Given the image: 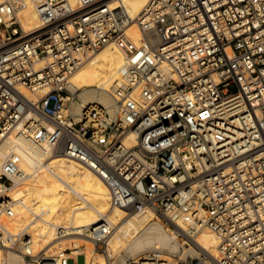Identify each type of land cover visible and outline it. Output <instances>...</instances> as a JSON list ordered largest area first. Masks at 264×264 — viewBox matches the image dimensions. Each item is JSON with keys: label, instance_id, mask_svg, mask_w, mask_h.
<instances>
[{"label": "built area", "instance_id": "1", "mask_svg": "<svg viewBox=\"0 0 264 264\" xmlns=\"http://www.w3.org/2000/svg\"><path fill=\"white\" fill-rule=\"evenodd\" d=\"M33 1L40 25L28 31L24 0L0 2V144L28 139L79 159L114 206L152 210L180 241L210 230L217 264H264V0H148L133 18L122 0ZM108 43L124 55L109 103L72 112L70 75ZM24 178L18 155L1 158L0 264L8 253L23 264H87L74 244L21 250L31 235L9 227L18 202L9 194ZM74 231L55 225L56 238ZM110 232L102 220L79 235L105 257ZM124 264L163 261L147 250Z\"/></svg>", "mask_w": 264, "mask_h": 264}, {"label": "bare ground", "instance_id": "2", "mask_svg": "<svg viewBox=\"0 0 264 264\" xmlns=\"http://www.w3.org/2000/svg\"><path fill=\"white\" fill-rule=\"evenodd\" d=\"M69 1L76 4L78 0ZM122 1L133 18L148 0ZM18 16L26 31L40 25L33 0H24ZM128 34L135 41L140 39L135 24L130 26ZM123 61V53L113 43L91 53L68 79L69 90L79 99L72 102L71 111L77 112L85 102L108 104L106 90L118 78V68ZM20 91L26 97H32L26 88L20 87ZM14 141L9 136L0 144V165L1 158L15 153L19 156V167L25 173L24 180L9 194L18 201L9 227L12 231L24 230L31 235L30 246L22 251L35 253L70 244L79 247V241L86 240L79 235L81 229L105 220L111 227L105 250L107 256L100 255L97 260L91 249L90 255L85 252L87 264L92 255L97 264H124L125 257H133L144 250H158L163 264H176L173 255L183 259L199 254L204 255L203 264H217L218 239L210 230H200L194 235L192 245L185 241L181 243L177 235L180 230L166 229L152 210L126 212L114 206L101 177L79 159L50 152L47 144L28 139ZM55 225L69 227L75 230L74 234L56 238ZM65 240L72 241L67 243ZM23 260L22 254L8 253L6 264H23Z\"/></svg>", "mask_w": 264, "mask_h": 264}, {"label": "rangeland", "instance_id": "3", "mask_svg": "<svg viewBox=\"0 0 264 264\" xmlns=\"http://www.w3.org/2000/svg\"><path fill=\"white\" fill-rule=\"evenodd\" d=\"M155 219H157L158 220V218H156L155 217ZM159 222H160V220H159ZM66 241V240H65ZM72 241V240H71ZM70 240L67 242V243H70L71 242ZM180 241V240H179ZM181 242V241H180ZM182 243V242H181ZM79 245H81L82 246V248L84 249V251L88 254V255H90V251H91V249H92V244L90 243V242H88L87 240H80L79 241ZM144 252H145V250H144ZM144 252H140L139 254L137 253V255H140V254H143ZM18 254V253H17ZM100 255H102V254H100V253H98V254H96V259L100 256ZM137 255H134V256H137ZM168 255H170V254H168ZM103 256V255H102ZM106 256V255H105ZM104 257V256H103ZM177 257H178V255H177ZM107 259V258H106ZM115 259V257H113L112 258V261ZM125 259H126V257H125ZM98 260V259H97ZM175 260H177V258H175ZM111 261V260H110ZM99 262V261H98Z\"/></svg>", "mask_w": 264, "mask_h": 264}]
</instances>
